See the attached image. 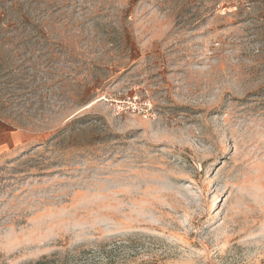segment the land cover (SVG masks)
<instances>
[{"label": "rangeland", "instance_id": "374dc122", "mask_svg": "<svg viewBox=\"0 0 264 264\" xmlns=\"http://www.w3.org/2000/svg\"><path fill=\"white\" fill-rule=\"evenodd\" d=\"M0 117V264H264V0H0Z\"/></svg>", "mask_w": 264, "mask_h": 264}, {"label": "crops", "instance_id": "0c3cea01", "mask_svg": "<svg viewBox=\"0 0 264 264\" xmlns=\"http://www.w3.org/2000/svg\"><path fill=\"white\" fill-rule=\"evenodd\" d=\"M25 142L24 132L0 117V159L16 154Z\"/></svg>", "mask_w": 264, "mask_h": 264}, {"label": "trees", "instance_id": "16d2710c", "mask_svg": "<svg viewBox=\"0 0 264 264\" xmlns=\"http://www.w3.org/2000/svg\"><path fill=\"white\" fill-rule=\"evenodd\" d=\"M100 252L104 251L100 250ZM90 253H93L90 249H77L72 254L65 255L62 259H58L56 255L51 257L43 256L30 264H100V261L95 258H87Z\"/></svg>", "mask_w": 264, "mask_h": 264}]
</instances>
